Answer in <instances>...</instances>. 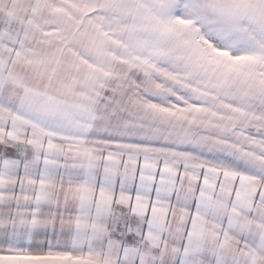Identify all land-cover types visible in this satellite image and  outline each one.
Returning <instances> with one entry per match:
<instances>
[{"label":"snow or ice","instance_id":"obj_1","mask_svg":"<svg viewBox=\"0 0 264 264\" xmlns=\"http://www.w3.org/2000/svg\"><path fill=\"white\" fill-rule=\"evenodd\" d=\"M0 264H264V0H0Z\"/></svg>","mask_w":264,"mask_h":264}]
</instances>
